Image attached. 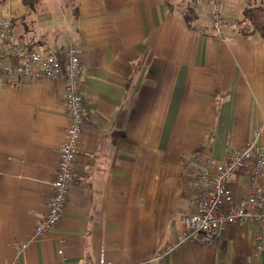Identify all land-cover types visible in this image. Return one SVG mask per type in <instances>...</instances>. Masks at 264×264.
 I'll list each match as a JSON object with an SVG mask.
<instances>
[{"label": "crops", "instance_id": "0c3cea01", "mask_svg": "<svg viewBox=\"0 0 264 264\" xmlns=\"http://www.w3.org/2000/svg\"><path fill=\"white\" fill-rule=\"evenodd\" d=\"M251 3L222 0L216 36L202 0L185 10L171 0H0L13 42L82 51L85 99L64 216L37 238L69 125L65 90L0 75V264H97L102 251L113 264H264L253 224L167 249L193 212L202 163L224 161L254 132L264 146V41L239 23ZM229 186L249 193L247 172Z\"/></svg>", "mask_w": 264, "mask_h": 264}, {"label": "built area", "instance_id": "2783aa9c", "mask_svg": "<svg viewBox=\"0 0 264 264\" xmlns=\"http://www.w3.org/2000/svg\"><path fill=\"white\" fill-rule=\"evenodd\" d=\"M204 1L215 24H224L222 0ZM81 52L78 47L71 46L66 54L58 57L52 52L20 45L13 42L11 22H0V75L16 76L19 82L58 81L63 83L65 90L63 100L69 125L60 149L56 176L51 184L48 210L36 228L37 238L52 231L62 220L75 176L74 162L85 125V99L79 88L84 74ZM259 138L260 133L254 132L242 149L230 151L224 161L208 158L202 163L199 175L201 190L194 201L193 212L184 218L185 230L168 245V252L196 236L201 238L202 243L212 244L226 226L246 224L258 228L254 253L263 248L264 146ZM243 170L247 172L250 191L236 197L229 184ZM161 258L162 253H159L155 259L159 261ZM97 264L113 263L102 251Z\"/></svg>", "mask_w": 264, "mask_h": 264}, {"label": "trees", "instance_id": "16d2710c", "mask_svg": "<svg viewBox=\"0 0 264 264\" xmlns=\"http://www.w3.org/2000/svg\"><path fill=\"white\" fill-rule=\"evenodd\" d=\"M27 2L28 4L31 5L29 1ZM187 16L188 15H186V17ZM243 16H244V19H246L249 23L248 31H251L252 33H257L260 36V38L264 41V7L257 6V7L247 8L244 10ZM187 21L188 23L192 22L189 19H187Z\"/></svg>", "mask_w": 264, "mask_h": 264}, {"label": "rangeland", "instance_id": "374dc122", "mask_svg": "<svg viewBox=\"0 0 264 264\" xmlns=\"http://www.w3.org/2000/svg\"><path fill=\"white\" fill-rule=\"evenodd\" d=\"M171 1H174L175 2V5H178V6H180L182 9L184 8V10H185V8L187 7V6H191V5H193V4H195V2L196 1H199V0H171ZM201 1V0H200ZM202 2H205L204 0H202ZM250 2H252L251 3V5L252 6H250L249 8H251V7H260L261 6V2H258L257 0H254V1H252V0H250ZM206 4V3H205ZM222 8H223V5H222ZM248 8V7H247ZM246 8V9H247ZM62 9H64L65 11H66V8L65 7H62ZM223 10V9H222ZM223 12V11H222ZM244 12V11H243ZM187 13V12H186ZM223 14V16H224V13H222ZM59 15L60 16H62V14L61 13H59ZM225 17V16H224ZM64 19V18H63ZM239 19L242 21H239V23H242V24H244L243 25V27L240 29L241 31L242 30H244L245 32H249L248 31V26H249V23H248V21L246 20V19H244V16H242V17H239ZM61 20V22L63 23V20L62 19H60ZM208 20H209V28H210V30H211V32L213 33V34H215V35H218V34H222V31H223V26L224 25H226V23L227 22H225L224 24H221V25H216L215 24V22H214V20L212 19V18H210V15H209V12H208ZM226 20V19H225ZM243 20L245 21H247V22H243ZM58 21H59V19H58ZM245 28H247V29H245Z\"/></svg>", "mask_w": 264, "mask_h": 264}]
</instances>
